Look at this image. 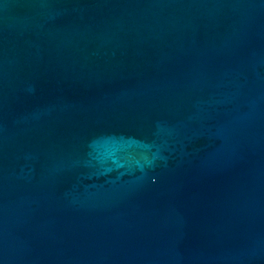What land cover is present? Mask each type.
Wrapping results in <instances>:
<instances>
[{
	"label": "water",
	"instance_id": "1",
	"mask_svg": "<svg viewBox=\"0 0 264 264\" xmlns=\"http://www.w3.org/2000/svg\"><path fill=\"white\" fill-rule=\"evenodd\" d=\"M0 264H264V0H0Z\"/></svg>",
	"mask_w": 264,
	"mask_h": 264
}]
</instances>
